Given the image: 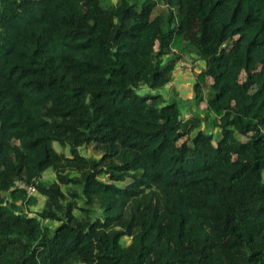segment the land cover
I'll return each mask as SVG.
<instances>
[{
    "label": "trees",
    "instance_id": "1",
    "mask_svg": "<svg viewBox=\"0 0 264 264\" xmlns=\"http://www.w3.org/2000/svg\"><path fill=\"white\" fill-rule=\"evenodd\" d=\"M0 264H264V0H0Z\"/></svg>",
    "mask_w": 264,
    "mask_h": 264
},
{
    "label": "rangeland",
    "instance_id": "2",
    "mask_svg": "<svg viewBox=\"0 0 264 264\" xmlns=\"http://www.w3.org/2000/svg\"><path fill=\"white\" fill-rule=\"evenodd\" d=\"M112 1L117 2L118 0ZM183 61L191 63V69L187 70L185 67L180 66L179 63L177 65L173 81L169 84V86L161 89L160 94L165 96L167 99H171L172 97L170 96V94L175 93L179 99L183 100V103L185 105L182 109L183 115L187 117L192 114H198L201 117L203 115V113L201 112L202 110L198 109V107L194 104L193 84L196 79V74L199 73L203 68L204 61L200 60L196 56H193L192 58L186 57L183 59ZM55 146L59 152L62 151L69 153V150L67 148H63L58 144H56ZM80 152L87 156L96 154V151L93 149V147L90 146L80 148ZM43 180L46 183H52L55 180V174L51 170H48L44 173ZM18 186L24 188L25 190H27L28 187V185H26L24 182H21ZM27 192L28 197L31 196L33 198L34 195L38 197L37 204H26L25 206V210L29 211L31 215H35L43 208L46 199L44 196L39 194V192L37 194H30L28 190Z\"/></svg>",
    "mask_w": 264,
    "mask_h": 264
},
{
    "label": "built area",
    "instance_id": "3",
    "mask_svg": "<svg viewBox=\"0 0 264 264\" xmlns=\"http://www.w3.org/2000/svg\"><path fill=\"white\" fill-rule=\"evenodd\" d=\"M179 65L182 66V67H185L187 70L191 69V63H188L186 61L180 62ZM27 190L29 191L30 194H37L38 193V189L34 185H29L27 187Z\"/></svg>",
    "mask_w": 264,
    "mask_h": 264
}]
</instances>
